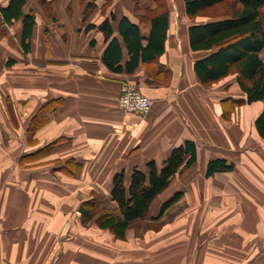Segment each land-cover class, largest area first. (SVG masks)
Returning a JSON list of instances; mask_svg holds the SVG:
<instances>
[{
    "label": "crops",
    "instance_id": "obj_1",
    "mask_svg": "<svg viewBox=\"0 0 264 264\" xmlns=\"http://www.w3.org/2000/svg\"><path fill=\"white\" fill-rule=\"evenodd\" d=\"M177 2L163 53L154 62L139 59L132 71L121 24L125 18L135 23L146 46L156 0H26L24 11L36 16L29 52L22 48L21 21L12 24L13 35L6 25L9 35L0 38V264H220L222 258L250 264L256 253L264 256L255 246L223 252L219 229L238 230L237 243L251 247L264 235V136L255 125L264 100L235 105L247 98L235 76L201 83L194 64L206 52L191 49L189 27L212 20L193 22L185 1ZM106 20L110 26L99 29ZM113 40L120 70L103 59ZM9 59L15 63L8 67ZM125 82L153 99L151 113L125 114L118 107ZM47 105V120L30 143V120ZM186 140L196 145L195 163L174 177L124 238L86 220L82 206L96 193L110 199L117 173L124 171L128 181L134 167L148 172L151 161L161 167ZM6 156L15 170L7 169ZM218 158L234 169L207 177L208 162ZM204 227L219 231L209 242L211 253L201 249Z\"/></svg>",
    "mask_w": 264,
    "mask_h": 264
},
{
    "label": "trees",
    "instance_id": "obj_2",
    "mask_svg": "<svg viewBox=\"0 0 264 264\" xmlns=\"http://www.w3.org/2000/svg\"><path fill=\"white\" fill-rule=\"evenodd\" d=\"M40 1V0H39ZM156 0L157 7L152 14V30L147 38V45L143 46L139 28L135 23L125 18L121 24V32L128 47L130 60L128 68L132 71L138 60L154 62L164 51V43L169 22V8L163 0ZM185 12L189 19L195 18L205 11L222 5L227 0H184ZM26 0H8L4 6L0 2V24L12 25L16 21L22 23V48L29 52L33 28L36 24L34 12L26 13ZM232 15L227 18L195 23L189 27V41L193 51L206 52L196 60L194 70L204 86H210L219 80L236 73V81L246 95L245 100H234L235 105L252 104L264 100V60L261 52L264 50V0H233ZM108 20L99 29L104 30ZM105 31V30H104ZM109 38L110 34H106ZM121 58L119 46L112 41L104 61L114 69L120 70L118 65ZM15 61L7 60L6 65L12 66ZM1 68V48H0ZM42 106L30 120L27 135L34 134L36 129L44 125L47 120L46 108ZM228 112L224 109V114ZM259 134L264 136V111L255 121ZM33 157H36L33 155ZM197 159L196 145L191 140L173 148L170 156L158 167L154 161L147 164L148 172L134 167L129 180L125 172L117 173L113 179L110 201L115 207L99 208L105 195L96 193L82 206V214L86 219H92L101 209L98 225L103 229H110L117 238H124L127 229L136 221L144 219L151 205L158 195L163 193L174 177L184 168H188ZM234 164H227L224 159L211 160L207 164L206 175L212 176L217 172L232 171ZM181 193H176L161 207L162 214L172 203L177 201Z\"/></svg>",
    "mask_w": 264,
    "mask_h": 264
},
{
    "label": "rangeland",
    "instance_id": "obj_3",
    "mask_svg": "<svg viewBox=\"0 0 264 264\" xmlns=\"http://www.w3.org/2000/svg\"><path fill=\"white\" fill-rule=\"evenodd\" d=\"M164 1H165V4L168 6L169 11L173 12L174 14L175 13H178V12H176L177 10L178 11L180 10L179 3L177 2L178 0H167V1L164 0ZM161 2L163 3V0ZM232 4H233V0H227L222 5H219V6L213 8L211 10L205 11L204 13L200 14L199 16H197L195 18H192V21L194 22V21H204V20H216V19L230 17L232 15V11H231ZM16 28H17V24L11 26V30H12V34L11 35L14 34V30H16ZM8 31L9 30L7 29L6 25H4V24L1 25L0 24V38L1 37H5V36H8L9 35V32ZM16 50L17 49L14 48V50H12V51H16ZM263 59H264V55H263ZM230 76H232L230 78H234L233 76L236 77V73H234V71H233ZM231 81H233V80L231 79ZM125 83H127V82H125ZM151 100L153 101V99H151ZM124 113L126 114V112H124ZM0 134H1V137L4 138V132L0 131ZM28 139H29V142L30 143H34V141H33V134L32 135H29ZM18 155H19V152L16 153V157H18ZM14 159H15V157H14ZM3 162L8 164V168L7 169H9L11 171H13V170H15L17 168V164H14V163L11 164L9 156H6L5 159H3ZM4 165H6V164H3V166ZM1 169H3V168H1ZM8 176H10L11 178H13V175H11V174L10 175L9 174H6V177H8ZM102 202L103 203H101V205H99V208H101L102 211H103L104 207H108V208L113 207V204H111L110 199H108L107 197ZM101 209H99L96 212H95V210L93 211L94 214L97 213L95 215V217L93 218L96 221H98V217H99V215L101 213ZM86 220H89V219H86ZM219 229L221 231L220 233L221 234L223 233V238L226 240L223 244L220 243V246L225 249L223 252H227V251L233 252V251H235L237 253H242V252H245V250H249V249L254 248V246L255 247H258V250H264V235H261V237H260L261 239H260L259 244L258 243L257 244H253V246L251 247L248 242L243 243V244L242 243H237L238 238H236V240H235V237L234 236L238 233V230H237V232H232L231 231L229 233L226 226L225 227H220ZM203 230L205 232V237H204V244L202 245V248L201 249L205 253H211V249L209 247H211L212 244H210L209 242H210L211 237L213 235H215V234H218L219 235V231H218V229L216 227H214V228L204 227ZM246 232H247V234H250L248 230ZM245 236H246V239H247L248 238V235H245ZM243 238H245V237L244 236H241V239H243ZM234 240H235V242H234ZM235 243H237V244H235ZM245 244H246V248L243 249V250H240V251L232 248V247L238 248V247H242V246L245 247ZM256 254L257 255L255 257H253L252 259L248 260L249 263L250 264H264V256L260 257L258 255V253H256ZM244 261H247V260L222 258L220 264H243Z\"/></svg>",
    "mask_w": 264,
    "mask_h": 264
},
{
    "label": "built area",
    "instance_id": "obj_4",
    "mask_svg": "<svg viewBox=\"0 0 264 264\" xmlns=\"http://www.w3.org/2000/svg\"><path fill=\"white\" fill-rule=\"evenodd\" d=\"M118 106L126 113L146 116L152 111L153 101L134 86L124 83L120 88Z\"/></svg>",
    "mask_w": 264,
    "mask_h": 264
}]
</instances>
